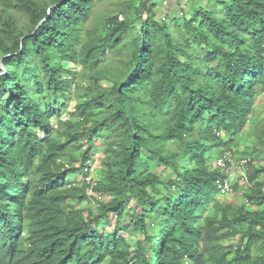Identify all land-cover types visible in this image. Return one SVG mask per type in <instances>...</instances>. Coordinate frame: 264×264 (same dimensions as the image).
Returning <instances> with one entry per match:
<instances>
[{
    "label": "trees",
    "instance_id": "trees-1",
    "mask_svg": "<svg viewBox=\"0 0 264 264\" xmlns=\"http://www.w3.org/2000/svg\"><path fill=\"white\" fill-rule=\"evenodd\" d=\"M98 1L0 0V264H264V0Z\"/></svg>",
    "mask_w": 264,
    "mask_h": 264
},
{
    "label": "rangeland",
    "instance_id": "rangeland-1",
    "mask_svg": "<svg viewBox=\"0 0 264 264\" xmlns=\"http://www.w3.org/2000/svg\"><path fill=\"white\" fill-rule=\"evenodd\" d=\"M127 1L129 0H99L96 4H95V8L93 9V14L91 19L87 22L86 24V28L87 29H92L94 27H101L103 21L105 20L106 17H108L109 15H115L118 13H122V11H120L121 9L127 8ZM176 0H164V4L161 3L159 4L160 7V17H164L165 14L167 13V9H171L172 8V2H175ZM179 2H181L182 5L186 6V2L189 1L188 0H180ZM125 15H123L122 17L124 18ZM135 19H136V23H138V20L136 18V15L134 14ZM112 61V60H111ZM109 61V59L107 61L104 60V58H102V64L110 66L112 64V62ZM67 69H70L72 71H74L75 73L78 74V78H82L81 75V67L78 65H73V64H68L67 65ZM80 74V75H79ZM101 84L104 86H111L112 83L110 82V80L108 79H103L101 81ZM259 106H257L256 108V113L253 116L251 122L248 124L246 130L241 133L238 137H237V141L240 144L238 151L243 152L246 149H250L253 147L258 146V137L254 134V132L256 130L259 129L260 126L264 127V103L261 101H264V96L261 95L258 98ZM76 101L75 99L72 100L71 104H70V110H73V107L75 105ZM258 111V112H257ZM69 115L65 114L63 115V118L66 119L68 118ZM54 123H56V119L53 120ZM264 140V138H263ZM261 159L264 163V151H262L260 153ZM104 155H103V144L98 141L97 142V150L94 151L93 154V165H94V172H93V176L96 177L98 175V169L100 167V163L103 160ZM236 160V159H235ZM241 181V182H239ZM234 184H238V190H233V192L231 194H228L226 196H219V200L221 201H234L237 205H242L244 203V192L247 188L245 179H238L234 177L233 180ZM105 200L109 201L110 197H105ZM136 204V203H135ZM134 204V206H135ZM93 208H96L97 203H92L91 205ZM108 231L110 230L109 227L106 228ZM137 239L140 240H144V242H146L145 236L143 233L139 232L136 235L132 236V242L134 243ZM238 238H234L233 241H230L232 239H227V242H234L236 241ZM135 246L132 248V250H135ZM144 250L145 253L147 255H149V245L148 243H145L144 245Z\"/></svg>",
    "mask_w": 264,
    "mask_h": 264
},
{
    "label": "built area",
    "instance_id": "built-area-1",
    "mask_svg": "<svg viewBox=\"0 0 264 264\" xmlns=\"http://www.w3.org/2000/svg\"><path fill=\"white\" fill-rule=\"evenodd\" d=\"M250 161V158H242L240 161L235 162L231 153H226L224 157L219 158L216 161V165L224 172L228 173V177L225 182L221 185V195L225 196L233 192V180L234 177L237 178L238 175H245L247 165ZM94 165H91L89 170L88 180L90 181L94 176Z\"/></svg>",
    "mask_w": 264,
    "mask_h": 264
},
{
    "label": "clouds",
    "instance_id": "clouds-1",
    "mask_svg": "<svg viewBox=\"0 0 264 264\" xmlns=\"http://www.w3.org/2000/svg\"><path fill=\"white\" fill-rule=\"evenodd\" d=\"M231 193H232V192H231ZM231 193H230V194H231ZM219 196H222V195H221V187H220V194H219ZM225 196H226V195H225Z\"/></svg>",
    "mask_w": 264,
    "mask_h": 264
}]
</instances>
